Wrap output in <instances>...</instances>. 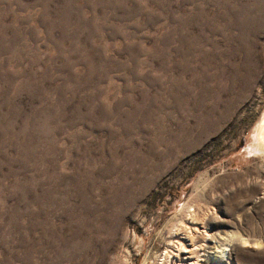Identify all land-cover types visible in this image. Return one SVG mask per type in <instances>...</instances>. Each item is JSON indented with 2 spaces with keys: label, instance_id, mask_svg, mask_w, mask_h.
<instances>
[{
  "label": "rangeland",
  "instance_id": "obj_1",
  "mask_svg": "<svg viewBox=\"0 0 264 264\" xmlns=\"http://www.w3.org/2000/svg\"><path fill=\"white\" fill-rule=\"evenodd\" d=\"M263 116L264 0H0V264H264Z\"/></svg>",
  "mask_w": 264,
  "mask_h": 264
},
{
  "label": "bare ground",
  "instance_id": "obj_2",
  "mask_svg": "<svg viewBox=\"0 0 264 264\" xmlns=\"http://www.w3.org/2000/svg\"><path fill=\"white\" fill-rule=\"evenodd\" d=\"M255 137H256V140H257L256 141L257 149L260 150V151H262V152H264V116H263L262 120L260 121V123H259V125H258V127L256 129ZM243 241H244L245 244L246 243L249 244L246 240H243ZM228 245H230V244H228ZM219 249H221V251H220L221 252V255L224 256L225 251L228 248L226 249L225 247L220 246Z\"/></svg>",
  "mask_w": 264,
  "mask_h": 264
}]
</instances>
